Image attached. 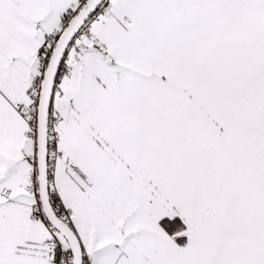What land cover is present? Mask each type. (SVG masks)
Wrapping results in <instances>:
<instances>
[{"label":"snow or ice","instance_id":"6c2138e0","mask_svg":"<svg viewBox=\"0 0 264 264\" xmlns=\"http://www.w3.org/2000/svg\"><path fill=\"white\" fill-rule=\"evenodd\" d=\"M0 264H264V0H0Z\"/></svg>","mask_w":264,"mask_h":264}]
</instances>
